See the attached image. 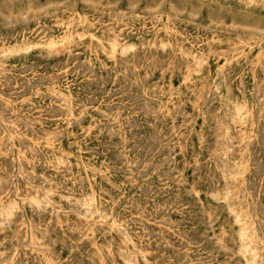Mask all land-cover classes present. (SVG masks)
Here are the masks:
<instances>
[{
  "label": "rangeland",
  "instance_id": "rangeland-1",
  "mask_svg": "<svg viewBox=\"0 0 264 264\" xmlns=\"http://www.w3.org/2000/svg\"><path fill=\"white\" fill-rule=\"evenodd\" d=\"M263 1L0 0V264H264Z\"/></svg>",
  "mask_w": 264,
  "mask_h": 264
},
{
  "label": "bare ground",
  "instance_id": "bare-ground-1",
  "mask_svg": "<svg viewBox=\"0 0 264 264\" xmlns=\"http://www.w3.org/2000/svg\"><path fill=\"white\" fill-rule=\"evenodd\" d=\"M254 0H249V2H253ZM261 1H263V0H261ZM264 2V1H263ZM108 8V7H107ZM15 20V19H14ZM9 21V20H8ZM170 26V25H169ZM138 30V29H137ZM22 31V30H21ZM129 37V36H128ZM55 43V42H54ZM54 43L53 42H50L49 43V45L50 46H53L54 45ZM177 43V42H176ZM112 47H114V45H112ZM57 50V49H56ZM17 56V55H16ZM56 56V55H55ZM259 56V55H258ZM240 57V56H239ZM113 58V57H112ZM244 58H245V56H244ZM256 59H258V57L256 58ZM263 59V58H262ZM257 61V60H256ZM258 62H259V60H258ZM245 74V73H244ZM35 80V79H34ZM1 81V80H0ZM217 85V84H216ZM239 87V86H238ZM216 90V89H215ZM258 91V90H257ZM200 101V100H199ZM64 103V102H63ZM66 107V106H65ZM262 108V107H261ZM251 116V115H250ZM10 126V125H9ZM39 126V125H38ZM17 129V128H16ZM82 163V162H81ZM94 184V183H93ZM60 223V222H59ZM96 225V224H95ZM249 245V244H248ZM31 248V247H30ZM246 251V250H245ZM147 254V253H146ZM26 255V254H25Z\"/></svg>",
  "mask_w": 264,
  "mask_h": 264
}]
</instances>
